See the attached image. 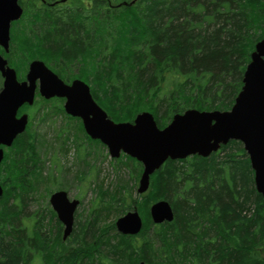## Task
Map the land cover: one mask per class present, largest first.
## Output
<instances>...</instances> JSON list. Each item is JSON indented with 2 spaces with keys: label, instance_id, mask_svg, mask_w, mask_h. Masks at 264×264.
Instances as JSON below:
<instances>
[{
  "label": "trees",
  "instance_id": "trees-1",
  "mask_svg": "<svg viewBox=\"0 0 264 264\" xmlns=\"http://www.w3.org/2000/svg\"><path fill=\"white\" fill-rule=\"evenodd\" d=\"M59 1H19L23 14L11 26L4 57L18 80L39 60L65 83H86L115 123L148 112L162 129L186 110H230L264 39V0ZM66 118L84 134L80 120ZM29 132L0 163L3 194L10 191L0 198V264H264L263 201L241 143L230 141L206 158L167 160L148 192L134 199L122 182L112 191L101 184L98 202L115 204L116 217L135 208L141 231L120 235L113 221L101 229L98 212L64 243L54 212L45 223L24 214L34 191L26 176L38 168ZM122 159L141 173L135 160ZM160 200L170 204L173 220L154 226L149 207Z\"/></svg>",
  "mask_w": 264,
  "mask_h": 264
},
{
  "label": "water",
  "instance_id": "water-1",
  "mask_svg": "<svg viewBox=\"0 0 264 264\" xmlns=\"http://www.w3.org/2000/svg\"><path fill=\"white\" fill-rule=\"evenodd\" d=\"M66 0H60L64 3ZM23 14L19 0H0V48L8 52L10 29ZM0 147H11L14 140L25 132L28 117L17 118L23 105L32 106L36 92L45 100L64 99L66 115L82 122L86 135L107 147L113 159L125 154L142 166L137 194H145L151 176L167 160H184L192 156L206 158L219 151L230 141L241 143L253 171L256 192L262 197L264 208V39L256 43L250 55L242 88L228 111L186 110L175 114L160 129L153 115L137 114L131 123H115L98 106L90 93V87L80 81L64 83L43 62L29 63L25 79L18 81L14 69L0 54ZM3 150L0 148V163ZM0 186V197L2 196ZM50 205L58 221L63 225V237L72 232L73 214L78 201L69 202L65 192L51 195ZM152 225L170 223L173 211L164 200L149 208ZM143 222L136 210L127 212L115 222L117 232L123 236H136ZM139 264H146L140 262Z\"/></svg>",
  "mask_w": 264,
  "mask_h": 264
},
{
  "label": "rangeland",
  "instance_id": "rangeland-1",
  "mask_svg": "<svg viewBox=\"0 0 264 264\" xmlns=\"http://www.w3.org/2000/svg\"><path fill=\"white\" fill-rule=\"evenodd\" d=\"M1 87L0 76V89ZM35 100V104L30 107L33 109L27 111V114L30 118L29 134L34 138L38 151V168L35 169L36 175L26 176L28 185L34 191L29 190L25 197L24 214H37L45 223L52 211L50 195L56 191H65L70 200L79 201L76 209L78 224L85 219L93 220L98 212L102 218L105 217L100 219L101 229L112 221L115 223L130 210L116 217L115 204L106 206V201L98 202V187L102 184L103 190L112 191L122 182L133 194L132 198H136L139 195L136 192L138 180L135 179L140 177V173L137 175V165L122 158L111 159L106 147L87 139L78 129V123L62 113V101H45L39 96ZM3 150L4 156L8 154V149ZM79 173L82 175L77 179L76 175ZM9 192H4L6 197H9ZM21 223L23 226L27 225L24 218Z\"/></svg>",
  "mask_w": 264,
  "mask_h": 264
},
{
  "label": "flooded vegetation",
  "instance_id": "flooded-vegetation-1",
  "mask_svg": "<svg viewBox=\"0 0 264 264\" xmlns=\"http://www.w3.org/2000/svg\"><path fill=\"white\" fill-rule=\"evenodd\" d=\"M25 106V105H24ZM24 106H22V108L21 109H23V107ZM20 115H22V114H27L24 110H23V112L22 113H19ZM18 114V115H19ZM19 115V116H20ZM27 116H28V114H27ZM28 119H30L29 118V116H28ZM78 206H79V204H78ZM78 206H77V208H78ZM56 219V218H55ZM56 221H57V219H56ZM78 221H79V219H78V216H77V214H76V211L74 212V214H73V224H72V232H73V230H75V231H77V227L79 226L78 225ZM61 225V224H60ZM61 229L63 230V228H62V226H61ZM71 232V233H72ZM128 237H131V236H128ZM61 239H62V232H61ZM69 239V237L67 238V239H65V240H63L62 239V241L64 242V243H67L66 241ZM70 248L71 247H68V249L70 250Z\"/></svg>",
  "mask_w": 264,
  "mask_h": 264
}]
</instances>
